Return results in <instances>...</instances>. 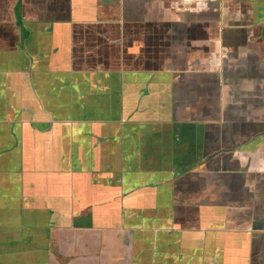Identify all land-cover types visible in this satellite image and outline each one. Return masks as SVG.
<instances>
[{
	"label": "crops",
	"instance_id": "crops-1",
	"mask_svg": "<svg viewBox=\"0 0 264 264\" xmlns=\"http://www.w3.org/2000/svg\"><path fill=\"white\" fill-rule=\"evenodd\" d=\"M0 264H264V0H0Z\"/></svg>",
	"mask_w": 264,
	"mask_h": 264
}]
</instances>
